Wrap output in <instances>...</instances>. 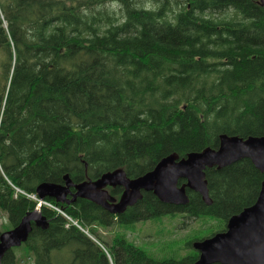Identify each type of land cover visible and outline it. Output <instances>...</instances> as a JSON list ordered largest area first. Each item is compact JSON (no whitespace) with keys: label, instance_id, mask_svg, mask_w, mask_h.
Here are the masks:
<instances>
[{"label":"trees","instance_id":"1","mask_svg":"<svg viewBox=\"0 0 264 264\" xmlns=\"http://www.w3.org/2000/svg\"><path fill=\"white\" fill-rule=\"evenodd\" d=\"M222 134L264 135L259 0H0V211L7 230L34 211L27 195L36 196L40 183L63 184L65 175L79 183L115 169L135 178L172 153L217 148ZM205 179L210 205L189 189L186 206L143 192L119 216L82 198H46L93 238L43 205L48 227L32 223L13 250L33 264H191L195 251L157 260L124 234L107 242L98 230L186 213L223 223L212 236L255 202L264 174L242 159L206 169ZM13 250L2 264L20 263Z\"/></svg>","mask_w":264,"mask_h":264},{"label":"water","instance_id":"2","mask_svg":"<svg viewBox=\"0 0 264 264\" xmlns=\"http://www.w3.org/2000/svg\"><path fill=\"white\" fill-rule=\"evenodd\" d=\"M259 1L264 5V0ZM242 159L250 160L264 174V135L244 139L222 134L217 148L207 147L183 158L172 153L160 159L152 170L134 179L127 177L122 169H115L95 180L79 183L72 182L68 175L63 177V184L40 183L35 189L38 200L34 211L27 213L17 226L0 233V264L7 251L26 242L32 223L42 229L48 227L41 213L46 198L66 204L82 198L112 215H120L142 198V192H152L165 204L186 206V189H189L210 205L205 170L220 169ZM179 180L184 183L179 185ZM107 187L122 188L118 200L106 198ZM71 188L75 192L72 193ZM192 248L198 258L191 264H264V179L252 205L229 217L223 232L195 241Z\"/></svg>","mask_w":264,"mask_h":264},{"label":"rangeland","instance_id":"3","mask_svg":"<svg viewBox=\"0 0 264 264\" xmlns=\"http://www.w3.org/2000/svg\"><path fill=\"white\" fill-rule=\"evenodd\" d=\"M113 23H118L117 19H110ZM220 222L211 217L188 218L186 213H178L175 216H165L159 220H148L138 222L130 226L131 228H119L113 224L107 229H99V235L109 242L116 234H124L130 241H133L147 254L157 260L185 257L194 250L191 244L194 239L200 236L208 237V232H216L221 226ZM6 213L0 211V231H7ZM203 239V238H202ZM189 245V247H188ZM186 248V249H185ZM19 264H33L30 259L23 255L20 250H14Z\"/></svg>","mask_w":264,"mask_h":264},{"label":"flooded vegetation","instance_id":"4","mask_svg":"<svg viewBox=\"0 0 264 264\" xmlns=\"http://www.w3.org/2000/svg\"><path fill=\"white\" fill-rule=\"evenodd\" d=\"M11 143H13V144H24L25 143V141L24 140H12L11 141ZM106 191H107V196H106V198L107 199H109V198H115L112 194H110L111 193V189L110 188H106ZM71 192L73 193V192H75V190L73 189V188H71ZM67 198H70V195H67ZM116 200H118V198H115ZM13 249H11L10 251H8V252H11Z\"/></svg>","mask_w":264,"mask_h":264},{"label":"built area","instance_id":"5","mask_svg":"<svg viewBox=\"0 0 264 264\" xmlns=\"http://www.w3.org/2000/svg\"><path fill=\"white\" fill-rule=\"evenodd\" d=\"M44 205L47 206V207H50V208H54V209H56V210H58L60 212L59 209H57L56 207H54L52 204H50L48 202H45Z\"/></svg>","mask_w":264,"mask_h":264},{"label":"bare ground","instance_id":"6","mask_svg":"<svg viewBox=\"0 0 264 264\" xmlns=\"http://www.w3.org/2000/svg\"><path fill=\"white\" fill-rule=\"evenodd\" d=\"M131 179H134V178H131ZM54 209V208H53Z\"/></svg>","mask_w":264,"mask_h":264}]
</instances>
